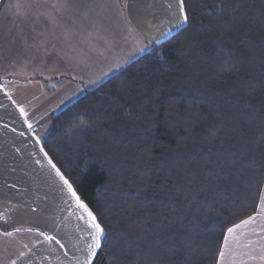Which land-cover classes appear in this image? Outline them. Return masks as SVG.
I'll use <instances>...</instances> for the list:
<instances>
[{"label":"trees","instance_id":"16d2710c","mask_svg":"<svg viewBox=\"0 0 264 264\" xmlns=\"http://www.w3.org/2000/svg\"><path fill=\"white\" fill-rule=\"evenodd\" d=\"M188 22L50 119L41 147L103 228L91 264H217L264 183V0Z\"/></svg>","mask_w":264,"mask_h":264},{"label":"crops","instance_id":"0c3cea01","mask_svg":"<svg viewBox=\"0 0 264 264\" xmlns=\"http://www.w3.org/2000/svg\"><path fill=\"white\" fill-rule=\"evenodd\" d=\"M185 24L178 0H0V264H83L95 230L41 147L50 119ZM252 216L217 264H264V183Z\"/></svg>","mask_w":264,"mask_h":264},{"label":"snow or ice","instance_id":"6c2138e0","mask_svg":"<svg viewBox=\"0 0 264 264\" xmlns=\"http://www.w3.org/2000/svg\"><path fill=\"white\" fill-rule=\"evenodd\" d=\"M179 4V16H180V22L181 23H187L188 22V16L186 14V9H185V0H178ZM31 127V125H29ZM51 164V161H49ZM53 168H55V165H52ZM56 175L59 176L60 180L63 182V184L67 187L69 193L72 195V197L76 200L77 206L82 208L88 217V220L90 222V226L92 229H94V234L91 235V244L87 245L88 248V254L87 257L85 258L83 264H91L93 257L96 255V249L101 248V237L103 235V228L101 225L96 221V217L93 215V213L88 210L87 206L84 205L79 201V198L77 197L75 191L72 188L71 183L69 182L68 179H66L59 171V169L56 170ZM255 220V216L249 217L246 220L241 221V224L247 225L251 221ZM241 225H235L233 227H230L227 229V233L225 234L224 237V242L225 245L228 243V236L229 234L233 233L237 228H239ZM6 236L12 235L11 233H4ZM47 239L51 240L53 239L52 237H46ZM225 256V252L222 249L220 252V257L223 258ZM261 259H264V257H261Z\"/></svg>","mask_w":264,"mask_h":264}]
</instances>
